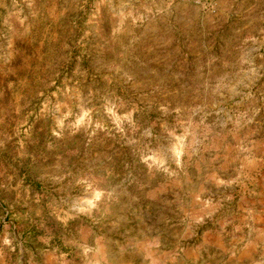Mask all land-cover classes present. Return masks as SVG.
I'll return each mask as SVG.
<instances>
[{"label": "rangeland", "instance_id": "1", "mask_svg": "<svg viewBox=\"0 0 264 264\" xmlns=\"http://www.w3.org/2000/svg\"><path fill=\"white\" fill-rule=\"evenodd\" d=\"M0 264H264V0H0Z\"/></svg>", "mask_w": 264, "mask_h": 264}]
</instances>
